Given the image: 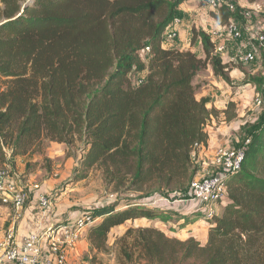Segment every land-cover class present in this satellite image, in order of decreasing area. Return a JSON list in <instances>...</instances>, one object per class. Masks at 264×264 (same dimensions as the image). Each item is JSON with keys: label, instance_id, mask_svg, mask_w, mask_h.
<instances>
[{"label": "trees", "instance_id": "16d2710c", "mask_svg": "<svg viewBox=\"0 0 264 264\" xmlns=\"http://www.w3.org/2000/svg\"><path fill=\"white\" fill-rule=\"evenodd\" d=\"M185 1L0 0V167L14 174L17 157L50 141L81 153L72 181L97 167L115 191L139 192L55 224L88 214V250L105 252L111 230L130 221L114 241L118 264H264L263 114L244 138L240 168L213 172L226 190L204 244L133 223L163 217L154 201L185 194L197 178L193 159L207 144L211 111L194 78L210 71L230 83L207 32L192 28L200 55L162 46ZM241 13L223 3L210 16L224 25L244 20ZM243 84L263 94L264 72L245 73Z\"/></svg>", "mask_w": 264, "mask_h": 264}, {"label": "rangeland", "instance_id": "374dc122", "mask_svg": "<svg viewBox=\"0 0 264 264\" xmlns=\"http://www.w3.org/2000/svg\"><path fill=\"white\" fill-rule=\"evenodd\" d=\"M258 3L261 4V11L256 12L253 9H246L241 13L244 16V20L236 22L241 32V39L228 40L223 35H217L214 38L216 42L226 43V50L219 56L227 66L230 83L221 81L208 71H201L194 78L195 94L198 97L201 94L200 87H202V83L214 82L212 86L219 90L218 96L220 92H226H224L222 98L218 97L216 99L214 95L210 98L212 101L223 100L228 102L225 113V126L228 128L233 140L237 138L239 143L244 140L262 115L261 110L253 104L254 95L259 92L255 90L253 85L243 84L245 73L257 74L264 72V44L259 45L256 41L257 34H264V0ZM196 4V12L184 19L188 25L189 34L187 39L190 36V41L192 28L207 32V30L210 31L211 28H215L217 24L210 16L213 11L205 3L196 2ZM180 37L184 42L186 33ZM176 39L177 36L173 38V40ZM190 47L198 55L202 53L198 38L191 41ZM248 52L254 55L253 61L243 60L244 55ZM206 125H209V122H206ZM206 125L204 129L208 135ZM233 144H236L235 141ZM197 153L198 149L195 150L196 157ZM80 154L76 148L44 141L41 150L31 153L22 159L24 160L23 166L20 169L16 168L14 174L9 173L8 166L0 167V170L5 168L9 177L17 183L19 188L27 193L26 201L17 211L14 210L11 204H0V239L9 230H13L16 235V230L19 229V222L27 215H33L38 220L40 217V222L35 224L34 227L24 226L25 231L21 239L30 231L39 232L54 226L61 218L70 217V214L84 211L86 208L100 207L115 200L132 198L140 194L134 190L124 193L115 191L111 184H106L101 170L97 167H93L90 170L87 178L75 182L72 181L70 179L71 173L77 164ZM198 162L193 159V164L198 167L196 177L199 175L201 160ZM34 184L38 188H33ZM42 193L46 194L50 200V208L44 212L40 209L37 202L38 195ZM17 214H19L18 218L14 220V216ZM113 240L115 241L113 236H110L108 244L111 245L102 255L97 256V261L102 264H118L115 260ZM79 263L84 264L80 261Z\"/></svg>", "mask_w": 264, "mask_h": 264}, {"label": "built area", "instance_id": "2783aa9c", "mask_svg": "<svg viewBox=\"0 0 264 264\" xmlns=\"http://www.w3.org/2000/svg\"><path fill=\"white\" fill-rule=\"evenodd\" d=\"M205 5L213 12H216L219 6L226 4L229 11L236 10L238 5L242 12L246 9H253L256 12L261 11V4L258 2L246 3L243 0H195ZM176 17L165 30L166 39H173L176 33L171 29L172 25L179 22ZM214 44V53L222 55L226 50V43L216 42L217 35H223L228 40L241 39V32L235 21L227 24H216L207 32ZM256 41L259 45L264 44V34L256 35ZM145 52L148 47H145ZM244 61H253L254 55L250 52L243 57ZM141 79L138 80V83ZM253 104L258 107L264 116V95L256 93L253 98ZM249 139H245L242 146H219L211 157V165L219 173H231L237 171L243 160V148ZM209 173L201 177L194 178L189 183L187 192L177 197L163 196L154 201L157 202H185L188 200H197L205 208L204 218L210 220L214 214L213 205L224 200L226 181L223 175ZM33 188H38L33 185ZM111 198V197H110ZM27 199V193L18 187L17 183L9 177L6 169L0 170V203L11 204L14 210H19ZM37 202L40 209L44 212L50 208V200L46 194H39ZM19 214L14 216L17 219ZM88 214L75 216L66 223L54 225L41 231H30L22 239L17 240L13 230H9L0 239V264H70L68 260L69 251L83 237L86 226L91 223Z\"/></svg>", "mask_w": 264, "mask_h": 264}, {"label": "crops", "instance_id": "0c3cea01", "mask_svg": "<svg viewBox=\"0 0 264 264\" xmlns=\"http://www.w3.org/2000/svg\"><path fill=\"white\" fill-rule=\"evenodd\" d=\"M247 3V2H246ZM196 1L195 0H187L183 2L179 7V22L172 25V30L176 33L177 39H166L163 41L162 46L168 49H179V50H187L191 49V41L190 36L188 37V25L185 23L184 19H187L191 14L196 12ZM208 32V30H207ZM186 39L183 42L180 36L185 35ZM210 74H212L209 71ZM214 82L202 83L201 94L199 97L196 95V98L206 97L209 98V103L207 104V108L210 109L211 113L209 115V125H206L208 129V139L207 144L205 146L198 147V153L196 154V161L200 162L199 175L197 177H201L210 172H214L215 169L211 165V157L214 150L219 146H235L239 142L237 138H233L230 136L228 128L225 126L226 118L225 113L227 110L228 102H224L223 100H214L212 101L210 97L212 95L217 99L218 97L222 98L225 91L220 92L218 96L217 93L219 90H216L212 85ZM226 93V92H225ZM211 95V96H210ZM231 123V121H229ZM208 124V123H207ZM235 141L236 144H233ZM28 156V155H26ZM26 156H21L16 158V168L20 169L23 166V158ZM198 162V163H199ZM20 164V165H18ZM36 185V184H35ZM222 205V202L216 203L213 205L214 211H217L219 207ZM155 206V205H154ZM156 206H158L161 210L165 211V214L160 219L155 220H146L140 219L135 220L133 223L135 226L140 225L145 222L148 225L156 227L163 233H165L169 237H175L181 240H185L188 238H194L199 241L201 244L206 242L207 231H208V221L204 218L205 208L204 206L197 200H188L185 202H174V203H166V202H157ZM29 214V213H27ZM16 220V219H14ZM40 222L37 217L30 215L24 216L19 222V229L16 230V239L20 240L23 232L25 231L24 226L34 227L35 224ZM27 223V224H26ZM130 221H127L124 225L119 226L117 228H113L108 235L109 237L113 236L115 239L123 234L125 229L129 226ZM114 241V240H113ZM111 245V244H108ZM89 244L86 240L85 236H83L76 245L69 251L68 260L70 264H78L80 261L84 264H96V262L91 261V257L94 256L95 260H97V256L102 255L103 252H90ZM99 259V258H98ZM80 264V263H79Z\"/></svg>", "mask_w": 264, "mask_h": 264}]
</instances>
